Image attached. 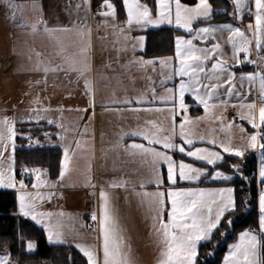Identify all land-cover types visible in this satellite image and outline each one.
<instances>
[{"label":"snow or ice","instance_id":"1","mask_svg":"<svg viewBox=\"0 0 264 264\" xmlns=\"http://www.w3.org/2000/svg\"><path fill=\"white\" fill-rule=\"evenodd\" d=\"M234 9L230 15L233 21L242 20L243 9L247 0H231ZM6 4L7 9L12 11L15 17L16 5L14 0H0ZM87 7L90 0H83ZM123 8L126 12V20L116 24L117 9L111 0H102L101 11L98 13L103 17V23L108 25V18L113 23L110 25L115 35L128 41L130 38L141 44L143 36L132 37L133 28L143 29L148 25H160L167 22L173 23L179 29L187 33L188 38L177 35L174 39V56H168L160 61L162 68L169 69L167 80L162 81L161 87H165L164 94L157 96L155 88L151 89L152 95L146 94L135 98L125 97L122 99H112L101 107L108 110L119 111H140V108H133L132 105H153L159 102L164 107L144 108V111L165 114L164 119L169 123H157L146 121L145 127H138L128 133H121L119 140L114 145L115 150H123L130 157H140L150 166L156 191L149 194L147 192L137 193L148 199L150 210L153 212V228L160 237V252L157 264H199L198 245L211 242L216 232L224 237L228 230L234 225L235 221L231 218L236 210L237 204L233 195L232 187L217 189L177 187L179 182L199 181L202 177L212 181L229 182L237 174H241L239 164L232 165V173L227 174L218 170L217 165L224 163V153L233 157L243 158L249 149L260 152V163L258 167L257 182L261 185L258 194V229L248 228L239 233L238 241L228 246V253L223 257V264H264L261 260V251L264 250V0H253L249 7L248 15L252 17V22L247 24V33L234 23H224L219 25H208L196 28L194 22L207 21L212 18L213 8L209 0H198L194 6H187L181 0H155V17L152 9L139 0H122ZM174 6V16H173ZM77 8L81 5L77 4ZM254 7V11L252 10ZM33 9H41L34 3ZM20 27H27L32 33L43 32L49 40L54 41V57L59 58L60 63L42 61V53L35 52L37 57L32 70L43 71L45 82L49 72H64L66 75L75 74L77 82L83 79L85 94L88 95V105L94 110L95 99L92 81L88 74L92 71L89 53L91 50L90 28L86 23L71 20L67 25H56L50 27L47 21L37 18L31 24L22 23ZM217 33L220 36H217ZM227 33L225 43L230 46L231 54L223 50L220 40ZM64 34V35H58ZM74 34L76 39H66L65 37ZM200 41L203 46L194 44ZM254 42L259 64L251 59V45ZM136 44L132 45L133 53ZM121 49H118V51ZM122 50L126 51L127 47ZM243 53V59L240 54ZM31 60V55L29 56ZM211 63V68L207 64ZM256 65L258 70L252 73H241L237 78L233 70L235 66L243 64ZM137 64L144 66L147 64L155 65V61L130 60L127 65ZM231 64L233 67H229ZM125 65V66H127ZM107 66V65H105ZM239 79L240 88H244L247 81L248 92L244 93L236 88ZM168 81H173L174 86L166 87ZM178 81V82H177ZM39 82V81H37ZM259 83V104L256 101L246 102L247 95L251 94L252 86ZM227 85L225 88L224 86ZM223 88V92L221 89ZM186 93L190 94L193 103L203 107L205 116H190L192 105L186 102ZM221 95L228 99H219ZM236 97L238 103L232 107L240 110L237 112L240 120H246L253 129H257L252 134L241 136L240 144H233L230 132L224 140L218 139L214 130H209L207 136L195 132V125L207 119L210 108H227L231 103V98ZM216 99L218 103H210ZM121 105L123 107H116ZM246 109L247 111H242ZM63 111V109H57ZM37 113L34 117L39 123L41 120L52 126L55 125L62 131L67 132L62 124L57 120L40 116L41 111H52L50 108L33 109ZM82 111H87L83 109ZM93 117H89L91 120ZM29 119L28 122H31ZM213 119L221 122V131L240 127V132L244 133V128L239 125L227 124L226 117L219 116ZM24 122V121H22ZM15 121L7 116L0 119V158L5 157L9 147L15 148L14 138L17 132L14 129ZM87 131V126L85 130ZM48 139L51 136L45 133ZM125 136L139 137L145 143L132 142L124 145ZM58 138L63 140L65 137L58 134ZM103 138V137H102ZM31 140V137H28ZM179 140L181 143H177ZM199 140L205 146H196L195 141ZM160 147L157 148L156 146ZM188 146L187 150L183 146ZM81 148V141L75 140V148L71 142L63 146V158L60 161L59 177L57 181H48L50 188L63 187L66 173L69 171L67 165L70 163L75 151ZM162 149V150H161ZM179 152L182 156L192 158L194 161L212 166L211 170L205 167H196L192 163H186L181 159L179 162L174 159L173 154ZM8 163H0V188H13L17 191V201L19 204V214L26 218H31L36 224L42 225L49 243H64V233L60 231V224L53 225L50 220L45 222V217H51L52 213H42L36 211V201L51 199L54 193L47 196L39 192H28L25 183V174L34 178L32 188L39 189L44 186L40 180V169L23 167L20 171L21 179L19 188L14 175L15 161L11 154L6 157ZM161 165L167 166V185L164 184L163 176L160 174ZM242 180H247L241 174ZM89 183L90 177H89ZM126 181H112L110 188H124ZM95 187V185H92ZM141 189L145 187L143 183L139 185ZM166 213V219H165ZM55 215L63 216V213ZM93 222L98 224L99 238L102 251V259L98 254V249L94 246L76 244L75 246L86 258L87 264H134L127 253L124 252V238L122 230L113 215L109 194L101 187L99 192V214L95 211L91 214ZM225 225H227L225 227ZM84 226V225H82ZM221 228H224L221 231ZM23 242V241H22ZM35 243L29 241L27 249L34 250ZM215 249L209 254H214ZM0 264H12L8 254L0 255Z\"/></svg>","mask_w":264,"mask_h":264},{"label":"crops","instance_id":"2","mask_svg":"<svg viewBox=\"0 0 264 264\" xmlns=\"http://www.w3.org/2000/svg\"><path fill=\"white\" fill-rule=\"evenodd\" d=\"M99 2H102V0H90V5L86 7L83 4V0H14L17 6L15 9V17L12 16V11L7 9L6 4L0 3V119L7 116L9 119L14 120L15 128L22 124L50 126L46 120H41L37 123L34 119L37 113L32 111L38 108H50L52 111H41L38 114L59 121L67 129V132L52 125L50 127L54 129L44 132L43 139H31L37 142L34 148H59L62 159L64 145L71 142L72 147L75 148V140L79 139L81 141V148L75 151L70 163L67 165L69 171L64 178L63 187H48L47 182L57 181L59 174L56 178H50L46 168L43 167H37L36 169L41 170L40 180L44 182V186L39 189L32 188L34 182L33 177L26 183L28 186L26 191L30 193L39 192L45 196L49 193H54L51 199L37 200L36 211L54 214L51 217H45V222L50 220L53 225L59 223L60 231L65 234V242L49 243L44 232L47 242L52 245H70L79 253L80 251L75 245L78 243L84 244L82 235L85 230L88 231L87 214H92L93 211L97 215L99 214V192L101 187L109 194L113 215L118 223L125 222L127 225H130L131 222L136 224L139 230L138 232L142 234L148 232L150 229L149 224L151 225L153 223V212L150 210L148 199L137 195V193L147 192L151 194L156 191L155 184L150 183L153 179L150 166L138 156L130 157L123 150H115L114 145L119 140L122 132L128 133L138 127H145L146 121L169 123L164 119L165 114L143 110L144 108H160L164 106L159 102L153 105L133 104V108H140L141 110L117 112L115 110L105 111L101 105L109 103L112 99H122L125 97L135 98L143 94L151 97V89L153 88H155L157 96L164 94L165 87H161V83L167 80L170 70L162 68L160 61L165 57L174 56L175 36L183 35L185 38H188L187 33L183 29L177 28L174 23L169 25L165 22L156 26L148 25L143 29L133 28L131 32L132 37H144L142 46L141 44H136V41L131 38L128 41H124L114 34L110 26L113 23L111 18H108L109 26L106 27L102 22L104 18L98 15L101 10H95L93 8ZM139 2L147 4L152 9L153 17H155V0H139ZM197 2L198 0H195L194 4L187 6H194ZM34 3L41 9L40 11L33 9ZM77 4H80L81 7L77 8ZM231 5H233L232 2ZM233 9L234 6H232V12ZM252 10L254 11V7H252ZM242 11V20L233 21L232 18V22L230 23H234L236 27H240L247 33V24L252 22V17L248 15L249 7L244 8ZM123 13V18L118 17V15L116 16V24H120L126 20L124 8ZM37 18H42L47 21L50 27L67 25L70 19L86 23L89 26L91 40L89 57L92 71L88 74V77L92 81L94 90L96 105L94 110L88 105L89 97L85 94L83 79L77 82L75 74L66 75L64 72H49L45 82V74L43 71L36 72L32 70L37 59L33 54V50L42 53L40 57L42 61L60 63L59 58L53 55L55 51L54 41L49 40L43 32L32 33L29 28L19 26L22 23L31 24ZM219 24L224 23L199 21L194 22V27L199 28ZM165 27L175 32L172 53L156 57L144 56L147 43L144 32ZM217 36L219 37L220 34L217 33ZM65 38L71 40L76 39L74 34H70ZM226 39L227 33L223 35L220 43L223 46L224 52L230 55L231 49L225 43ZM133 44H136L134 53L132 50ZM194 44L203 46L200 41H194ZM125 47H127V50H122ZM250 47L252 49L251 59L256 60L259 64V58L255 55L256 49L254 42ZM118 49L121 50L118 51ZM261 53L260 55H264ZM30 55L31 60L29 59ZM243 56L244 54L241 53L240 58L243 59ZM141 58L144 61H155V65H127L128 61L139 60ZM207 67L210 69L211 63H208ZM229 67L233 66L229 64ZM233 70L238 78L241 73H252L257 71L258 68L256 65L245 63L241 66L233 67ZM259 70H262V66ZM173 86L174 82L168 81L166 87L171 88ZM224 87L226 88L227 85ZM236 88L247 93L249 85L245 81L244 88L241 89L239 79H237ZM258 91L259 83L257 82L252 86L251 94L247 95L246 102L256 101L259 104ZM221 92H223V88ZM219 99L224 100L228 99V97L221 95ZM186 102L192 105L190 108L191 117H203L206 115L203 107H197L193 103L190 94L187 93ZM210 103L216 104L218 101L214 99ZM236 103H238L237 98L232 97L231 103L227 108L222 106L210 108L206 120H210L212 125L219 123V120L213 119L214 116H224L229 121H238L237 112L240 110L232 107ZM116 107L123 106L116 105ZM61 108L63 111L57 110ZM83 109H87V111H82ZM242 111L247 110L244 109ZM232 114L237 117L236 120L232 118ZM90 116L93 117L91 120L88 119ZM30 118H32L31 122H28ZM85 126H87V131H84ZM213 130L216 136L218 131L215 127H213ZM45 133H48L51 139H48ZM58 134H63L66 137L61 140L58 138ZM132 142L147 144L146 141H142L139 137L125 136L123 141L125 146ZM176 142L181 143L179 140ZM198 144L201 143L198 142ZM19 146L16 144L14 152ZM156 147L159 148L160 146L157 145ZM177 154L179 155L180 153L176 152L173 154L176 160ZM223 156L230 155L223 154ZM200 164L206 165L203 163ZM206 166L211 167L210 165ZM16 174L15 171L14 175L17 180V188H19V180ZM160 174L163 176L164 184L167 185L166 165H161ZM89 177L91 183H89ZM202 178L195 182H179L177 187H184L182 186L183 184H196ZM120 180L127 182L126 187L110 188L108 186L110 182ZM207 182L224 181L207 179ZM141 183L145 185L143 189L139 187ZM92 185H95V187H92ZM1 191L12 192L17 197L16 189L0 188ZM130 200L134 204L132 211H130ZM16 213L19 214L17 199ZM56 213H63V216L55 215ZM24 218L44 231L42 225L36 224L31 218ZM94 225L95 231L92 233L90 231L88 232L98 235V224L94 222ZM151 258V256L142 258L141 264H155L150 261Z\"/></svg>","mask_w":264,"mask_h":264},{"label":"trees","instance_id":"3","mask_svg":"<svg viewBox=\"0 0 264 264\" xmlns=\"http://www.w3.org/2000/svg\"><path fill=\"white\" fill-rule=\"evenodd\" d=\"M117 9V15L123 18L121 0H111ZM186 5H192L195 0H181ZM213 8L212 18L208 23L232 22V5L230 0H209ZM147 43L144 51L146 57L164 56L172 53L175 32L168 28L149 30L144 32ZM50 126H34L31 124L18 125L15 130L16 144L14 161L15 171L18 173L23 167L46 168L50 178L59 174L61 150L59 148H26L24 145L31 139H43L44 132L53 130ZM224 163L218 164V170L231 174L233 164H239L241 174H237L229 182H207L202 178L199 186L228 185L234 189V198L237 210L231 217L235 223L222 237L216 232L211 242L200 244L198 247L199 264H221L223 256L230 243L234 242L239 233L245 229H258V182L257 158L254 153H246L243 158L224 156ZM211 170L212 166L202 165ZM182 186H195L183 184ZM227 225H225L226 227ZM224 228H221L223 231ZM23 241V242H22ZM32 241L36 247L27 249V243ZM215 249L214 254H209ZM8 254L12 264H87L81 253L70 245H52L46 240L44 231L31 221L16 213V197L14 193L0 192V255ZM261 260H264V250L261 251Z\"/></svg>","mask_w":264,"mask_h":264},{"label":"rangeland","instance_id":"4","mask_svg":"<svg viewBox=\"0 0 264 264\" xmlns=\"http://www.w3.org/2000/svg\"><path fill=\"white\" fill-rule=\"evenodd\" d=\"M251 3H253V0H247L244 8L250 7ZM263 53H264V51H263ZM256 56H257V53H256ZM263 68H264V66H262V70H264ZM211 123L212 122H210V120L199 122L198 124H196V127L194 128V130L198 134H202V135L207 136L209 133V130H213V127H215L216 130L218 131V134L216 135V137L220 140H224L226 135L228 134V132H230L231 138H232V143L237 144V145L241 143L240 138L242 135L252 134V133L257 131V129H253L251 127V125L248 124V122L246 120L242 121L239 119L238 121H229L226 119L224 121L225 125L233 124V125H239V126L243 127L244 133H241L240 127H236V126L231 127V129H227V127H225V130L221 131V122L220 121L216 125H212ZM14 129H15V127H14ZM64 137H66V136H64ZM14 140H15V138H14ZM198 142H199V140L195 141L196 146H200V147L205 146L204 144H198ZM36 144H37V142H35V140H28L27 143L24 145V147L34 148V145H36ZM15 146H16V143H15ZM183 146L187 150L188 146H186V145H183ZM13 152H14L13 148L9 147L7 149V152L5 153V157L0 158V163H4L6 165L8 163V161L6 159L7 155L11 154L14 157ZM246 152L254 153L256 158H257V170H256V172H257V177H258V167H259V163H260L261 153L253 151L251 149L247 150ZM224 154L228 155L227 153H224ZM176 158H177L178 162L181 159H183V161L186 163H192L196 167H203L200 164L202 162L194 161L190 157L182 156V154H179V155L177 154ZM14 168H15V166H14ZM166 168H167V166H166ZM14 172H15V169H14ZM209 180H211V179H209ZM196 184H198V183H196ZM196 184H188V185H195V186H184V187H192V188L198 187V188H205V189H217V188L231 187L228 185L199 186ZM260 191H261V185L258 184V194ZM233 195H234V192H233ZM132 209H134V204H133L132 200H130V211H132ZM118 224L122 230V235L124 238V245H125L124 252L128 254V256L134 262V264H141L142 258L144 259L146 256H149V257L151 256L152 258L150 261L152 263L157 264V260L159 258V252H160V237L157 235V232L153 228V223L151 225L149 224L150 229L148 230V232H145L143 234L138 232L139 230L137 229L136 224H133L131 222H130V225H127L125 222L118 223ZM129 226H130V230H129ZM82 236H83L82 238H84L83 239V242H84L83 245L96 247L98 249V254H99L100 258L102 259V251H99L100 245H101V240L99 238V234L98 235L95 233L90 234L87 230H85V232L83 233ZM238 237H239V235H238ZM238 237L234 242H232L230 244L236 243L238 241ZM198 247H199V245H198ZM227 253H228V247H227V250H226L224 256ZM260 258H261V256H260ZM221 264H223V259H222Z\"/></svg>","mask_w":264,"mask_h":264},{"label":"built area","instance_id":"5","mask_svg":"<svg viewBox=\"0 0 264 264\" xmlns=\"http://www.w3.org/2000/svg\"><path fill=\"white\" fill-rule=\"evenodd\" d=\"M101 5H102V2H99V3L95 4L93 8L95 10H101ZM261 54H264V53L262 52ZM255 55H256V53H255ZM232 118H234L235 120L237 119V117L234 116L233 114H232ZM20 171H18V173L16 174L18 180L21 179ZM31 178L32 177L30 175L25 174V176H24L25 183L29 182L31 180ZM87 225H88V227H87L88 231H90L91 233L95 231V225H94V222L91 219V214L90 213L87 214Z\"/></svg>","mask_w":264,"mask_h":264}]
</instances>
